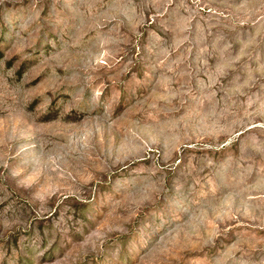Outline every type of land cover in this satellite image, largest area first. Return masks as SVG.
Instances as JSON below:
<instances>
[{"label":"rangeland","instance_id":"374dc122","mask_svg":"<svg viewBox=\"0 0 264 264\" xmlns=\"http://www.w3.org/2000/svg\"><path fill=\"white\" fill-rule=\"evenodd\" d=\"M0 264H264V0H0Z\"/></svg>","mask_w":264,"mask_h":264}]
</instances>
